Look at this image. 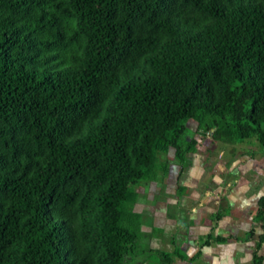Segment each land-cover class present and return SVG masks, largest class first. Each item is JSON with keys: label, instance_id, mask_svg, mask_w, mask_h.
<instances>
[{"label": "trees", "instance_id": "16d2710c", "mask_svg": "<svg viewBox=\"0 0 264 264\" xmlns=\"http://www.w3.org/2000/svg\"><path fill=\"white\" fill-rule=\"evenodd\" d=\"M190 131L264 151V0H0V264H175L134 185Z\"/></svg>", "mask_w": 264, "mask_h": 264}, {"label": "rangeland", "instance_id": "374dc122", "mask_svg": "<svg viewBox=\"0 0 264 264\" xmlns=\"http://www.w3.org/2000/svg\"><path fill=\"white\" fill-rule=\"evenodd\" d=\"M190 125L192 129H194L195 125ZM188 136L189 138H195L197 141L199 140L201 145L198 148L196 146L198 151H196L197 153L194 160L191 161V170L189 172V180L197 181L196 187L193 189L199 194V198L192 197L190 192H185L186 189L184 187L177 186L174 178L170 174V166L181 165L179 164V161L171 160V158H167L165 155L159 157L156 168L153 170L152 174L156 175V180L141 181L134 185V189L139 193L138 202L136 204L137 209H142L143 206L147 207V205L166 206L172 200H175V205L168 209V222L171 223L172 221H175L174 223H176V226L173 227V229L180 226L188 227V233L191 236H194L195 240L196 238L199 239L201 235L195 233L190 225L198 224V221H196L195 217L191 216V213L187 217L178 214L177 209L179 210L180 208L178 207L182 205V197H180V195L183 196V198L190 199L191 203H198L200 199H205L208 190H216L220 186L222 188L218 190V200L220 201L224 199L226 203L225 193L227 189L224 188V186H226V183H230L232 186H237L238 183H235V181L232 180H234L235 177H238V180L243 181L242 184L248 185L246 188L243 187V190L246 191L247 188L250 187L248 195L249 193L250 196L252 193H256V197L258 198V196L264 194V151L255 138L246 139L236 143H226L219 140H213L210 135L201 138L192 131L188 133ZM166 162L169 167L168 172L163 168ZM234 167H236V169H233ZM258 188H261L262 190L259 192ZM219 209L220 211L224 210L225 213L228 211L223 205L218 209L214 207L212 214H216ZM254 217L255 216H253L252 219L253 221ZM145 220H147L149 225L151 224L148 215H146ZM253 224L254 223L251 222L250 226ZM247 231L248 229L245 230L244 225H242L234 229L224 228L219 231V234L227 239L230 236H240L238 241H242L246 237ZM158 232L165 234L163 230H158ZM176 232L177 231L174 229V231H170L168 234L177 237L178 233ZM260 232L261 229L256 227L254 234L258 233L259 236ZM257 238L258 237H256V239ZM153 242L155 243L153 244ZM161 242L162 245H157L156 240H153L150 242V246L158 247L166 253H172L169 249L170 246H172L173 249L178 250L181 254L185 252L182 247L176 244H171L168 239L165 241L163 239ZM227 243H229V241ZM150 246L146 240H142L141 248L139 249L141 254L146 253L143 252V250L149 249L148 247ZM232 251L234 255L241 254L240 250L235 251V248ZM145 259H147L145 264H161L160 256L154 251L148 252ZM136 262L137 260H135L133 264H136Z\"/></svg>", "mask_w": 264, "mask_h": 264}, {"label": "crops", "instance_id": "0c3cea01", "mask_svg": "<svg viewBox=\"0 0 264 264\" xmlns=\"http://www.w3.org/2000/svg\"><path fill=\"white\" fill-rule=\"evenodd\" d=\"M200 146V141L198 140L197 148ZM196 151H198V149H196ZM196 151L189 154L191 161L194 160L197 153ZM190 166L182 169L181 166L172 165L170 166V174L174 178L177 186L184 187L186 189L185 192H190L192 197L199 198V194L193 189L196 187L197 181L189 180ZM233 169H236V167ZM232 181L238 184L237 186H232L230 183H226V186H224V188L227 189L225 193L226 203L224 199L218 200L217 193L218 190L222 188L220 186L216 190H208L205 199H200L198 203H191L190 199L183 198V196L180 195V197H182V205L178 207L180 208L179 210L177 209L178 214L187 217L191 213V216L196 218L198 224L190 225V227L195 233L201 235L199 239L196 238L194 240V236L188 233V227L186 226L174 228L175 231H177L176 233H178L177 237L168 234V232L174 231L173 227L176 226V223H174L175 221L171 223L168 222V209L176 203L175 200H172L166 206L147 205V207L143 206L142 209H138L143 212L142 230L144 231V236L142 240H146L150 246V242L153 240H156L157 245H162L161 240L164 239L165 241L168 239L171 244L182 247L185 251L183 254L173 249L172 246L169 247L176 261H174L175 264H253L252 253L258 233L248 237L246 241L245 239L238 241L240 236H230L225 242H217L214 239V236L223 237V235L219 234V231L224 228L234 229L244 225L245 230H249L251 227L250 223L254 222L252 219L257 207L256 202L261 195L258 196V198L256 197V193H252L251 196L250 193L248 195L250 187L244 191L243 187L246 188L248 185L242 184L243 181L238 180V177H235ZM261 190L260 188L259 192ZM208 193L213 194L209 196ZM223 205L228 209L227 213L219 209L216 214H212L214 207L218 209ZM146 215L149 216V220L151 221L150 225L147 223V220H145ZM158 230H163L165 234L159 233ZM209 233L212 238H210L208 244L203 245ZM228 241L229 243H227ZM154 243L155 242H153V244ZM150 247L159 249L158 247ZM234 248L235 251L240 250L241 254L234 255L232 251ZM262 252H264V244ZM136 264H139V262L137 261Z\"/></svg>", "mask_w": 264, "mask_h": 264}]
</instances>
